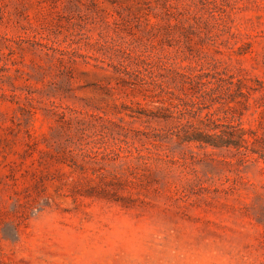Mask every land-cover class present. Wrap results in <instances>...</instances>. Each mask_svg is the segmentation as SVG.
Listing matches in <instances>:
<instances>
[{
  "label": "rangeland",
  "instance_id": "rangeland-1",
  "mask_svg": "<svg viewBox=\"0 0 264 264\" xmlns=\"http://www.w3.org/2000/svg\"><path fill=\"white\" fill-rule=\"evenodd\" d=\"M0 264H264V0H0Z\"/></svg>",
  "mask_w": 264,
  "mask_h": 264
}]
</instances>
